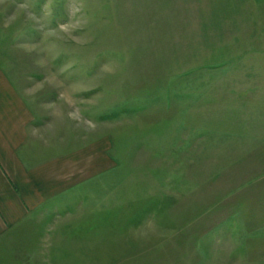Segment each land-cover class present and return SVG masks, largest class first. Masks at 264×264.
Instances as JSON below:
<instances>
[{"label":"rangeland","instance_id":"374dc122","mask_svg":"<svg viewBox=\"0 0 264 264\" xmlns=\"http://www.w3.org/2000/svg\"><path fill=\"white\" fill-rule=\"evenodd\" d=\"M0 66L39 157L107 145L80 201L158 217L91 261L264 264V0H0Z\"/></svg>","mask_w":264,"mask_h":264},{"label":"crops","instance_id":"0c3cea01","mask_svg":"<svg viewBox=\"0 0 264 264\" xmlns=\"http://www.w3.org/2000/svg\"><path fill=\"white\" fill-rule=\"evenodd\" d=\"M32 121L0 66V264H96L87 251L131 250L119 244L131 246L146 221L159 222L146 217L151 210L118 215L110 202L98 208L101 200L96 206L86 205L87 197L80 201L79 190L92 187L111 162L107 145L99 140L39 157L30 146Z\"/></svg>","mask_w":264,"mask_h":264}]
</instances>
